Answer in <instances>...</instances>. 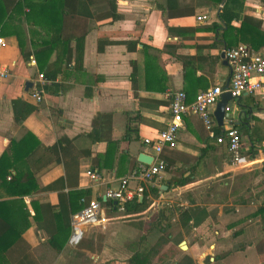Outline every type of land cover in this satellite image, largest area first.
Segmentation results:
<instances>
[{"label": "crops", "instance_id": "0c3cea01", "mask_svg": "<svg viewBox=\"0 0 264 264\" xmlns=\"http://www.w3.org/2000/svg\"><path fill=\"white\" fill-rule=\"evenodd\" d=\"M202 15L207 20L197 22ZM244 18L259 25L255 51L236 33ZM0 38L6 44L0 63L8 71L0 82V158L6 159V174L0 170V264H143L140 258L149 261L151 249L141 247L146 220L155 205L166 203H175L177 221L195 237L181 241L186 249L180 254L193 264H201L205 245L212 247L213 264H263L264 227L261 216L253 217L264 200L259 93L243 94L221 126L213 118L215 105L209 110L215 135L228 127L239 132L250 166L232 168L225 146L188 115L175 147L161 152L165 170L146 187L143 211L123 213L102 194L137 167L139 155L154 158L142 140L165 129L173 93L181 91L191 102L198 92L225 87V49L245 45L264 54V0H0ZM27 109L16 123L14 114L19 118ZM12 160L15 169L8 166ZM87 171L99 182L92 183ZM179 182L184 185H174ZM90 199L108 221L69 246L70 218ZM246 208L253 209V222L230 236ZM118 211L129 220L111 222ZM163 213L158 218L164 220ZM193 218H200L198 225ZM119 227L116 245L112 235ZM159 244L150 264H158L169 242Z\"/></svg>", "mask_w": 264, "mask_h": 264}, {"label": "built area", "instance_id": "2783aa9c", "mask_svg": "<svg viewBox=\"0 0 264 264\" xmlns=\"http://www.w3.org/2000/svg\"><path fill=\"white\" fill-rule=\"evenodd\" d=\"M205 15L196 18L197 22L206 21ZM5 41L0 38V51L5 47ZM224 60L229 68V78L226 87L212 86L198 92L191 102H186L183 92L178 91L170 96L168 105L169 119L163 131L156 134L154 140L144 138L142 143L149 147L153 153L150 164L139 163L127 176L118 181L114 189H107L103 192L104 201L117 205L122 211L125 203L142 199L146 187L152 184L156 178L165 170V163L160 155L163 148L172 149L175 147L176 135L182 129V117L196 116L203 124L204 130L209 138L214 139L218 145H224L229 155V165L232 168L250 166V158L242 155V142L239 132L228 127L220 134L215 135L212 131V121L210 119V108L213 107L223 93L229 95V101L224 107L225 120L227 113L235 108L237 101L243 94L259 93L264 96V54L254 53L245 45H237L223 51ZM29 62L34 65L30 58ZM8 75L7 69L0 63V82ZM38 79H43L39 74ZM36 102L40 101L37 92L31 94ZM229 122V121H228ZM85 176L92 182L98 183L99 175L93 171H87ZM82 202L81 209L70 218V235L67 241L69 246L75 247L83 239L87 230L104 224L108 221L104 217L100 203L96 199Z\"/></svg>", "mask_w": 264, "mask_h": 264}, {"label": "rangeland", "instance_id": "374dc122", "mask_svg": "<svg viewBox=\"0 0 264 264\" xmlns=\"http://www.w3.org/2000/svg\"><path fill=\"white\" fill-rule=\"evenodd\" d=\"M246 154H247V152H246ZM244 156H246V155H244ZM256 164L257 163H255V165ZM160 210L164 211L163 215L166 218L163 221L159 222L158 215H159ZM177 211H178V207H175V203H173V204L166 203V206L163 205V207H161L159 204L155 205L150 211L151 215H148L149 213L147 214L148 216H151V217L147 218L146 221L149 222L150 225H152V226L156 225V227L158 229V233H156V232L148 233L147 232L148 227H149V225H148V227L144 229L145 235H141V236L146 237V240L142 243L141 247L142 248H151L146 253L147 254L146 258H149V261H153L156 250L158 251L161 249L162 246H160L159 243L167 241V242H169V244L166 246H163V248L161 250L162 253L160 255H158V257H159V260L157 261L158 264H193L191 261L190 262L188 261V260H190L189 258H187L186 256L180 255L181 252H183V251H180L178 249V245L181 241H185V240L187 241V240H189V238L194 239L195 237L192 235L193 233H191L187 228H185L184 226L181 227V222L177 221L178 219L181 221V218H178V216H176L178 214ZM252 212H254L252 208L250 210L248 208H246L245 213L241 212V217L242 216L243 217L239 218L237 221H235V223L238 225L240 224V226L239 227L237 226V230H235V229H234V231L230 230L228 232L230 234V236L233 235L234 233H241L240 231H242V229L244 227L250 225L253 222V218H251V216H250V214ZM121 216H122V212H119V211L115 212L110 217L116 218V219L112 220L111 222L120 223V222H123L125 220H129L128 218H123ZM132 218L136 219L139 217H132ZM132 218H130V219H132ZM109 230H112V229H109ZM114 230L115 231L113 232L114 235H112V238L114 239V242L117 245V244H120V240L118 239V237H119V234L121 233V229L119 227V228H116ZM220 231H221V229H220ZM182 234H184V236H182ZM136 235H139V233H137ZM223 236L224 237H222V238L226 237V235H223ZM147 237H150V239L147 240ZM234 246H239V247L241 246V248H242L243 245L236 243ZM262 246H263V250H262L261 255L263 257V264H264V243H262ZM204 249H205L204 254H202V256L199 259L201 261V264H213L212 259L214 258V256L208 255V252H212V247L209 248L208 245H205ZM140 253H142V252H140ZM161 256L165 260L162 259Z\"/></svg>", "mask_w": 264, "mask_h": 264}, {"label": "trees", "instance_id": "16d2710c", "mask_svg": "<svg viewBox=\"0 0 264 264\" xmlns=\"http://www.w3.org/2000/svg\"><path fill=\"white\" fill-rule=\"evenodd\" d=\"M213 2V0H211ZM222 0H214V3H220ZM234 1H242V0H234ZM65 2V0H64ZM67 2V0H66ZM219 19L221 18V14L219 13L218 16H217ZM249 22V23H247ZM241 30H238L236 31L237 34H239V39L242 43L248 45V47H250L252 50H257L258 49V46L256 45L257 43L255 42V39H254V35L253 33L256 34L257 30L259 29V25L258 23H251L249 20H247L246 18H244L242 20V23H241ZM243 29H246L248 30V33H244V30ZM252 30V33H250V31ZM16 101V100H15ZM15 101L12 102V107H14L15 105ZM31 109H27L22 116H20L19 118L16 117V115L14 114V120L16 121V123H20L24 117H26V115H28L30 113ZM261 145V142H259L258 146ZM10 151L12 152L14 150V147L13 145L11 144L10 145ZM15 151V150H14ZM256 153V151L252 148L249 149V156H253L254 154ZM2 158V159H1ZM0 158V170H3V175L6 174V168L4 169L2 167L4 161L6 160L4 156H2ZM13 162L14 160H12V163L8 166L10 167H13ZM8 169V168H7ZM13 169H15L13 167ZM14 182L19 183V177L16 175L15 177L12 178ZM175 186H183L184 185V182H179L178 184H174ZM26 192L24 191H21V194H25ZM262 193H264V191H262ZM144 198L142 197V200L140 202H138L137 200L135 201H131V202H128V203H125L123 204L122 206V212L123 213H126V214H133V213H138V212H141L143 211L144 209ZM110 206H113L111 203H110ZM116 209L118 208L117 205H115ZM261 216V223H262V226L264 227V200L261 204V206L255 211L253 217L255 216ZM159 222L162 221L163 219L161 217L158 218ZM187 220V219H186ZM200 218H193V221H192V225L195 226V225H198L199 224V221ZM156 229V230H155ZM161 230V229H160ZM159 230V231H160ZM148 233H151V232H156L158 233V229L155 226H152V225H149L148 227ZM0 242H1V239H0ZM82 241H80V243L78 245L81 244ZM77 245V246H78ZM2 247V244L0 243V248ZM3 248V247H2ZM137 257H142L140 256L139 254H134V258ZM141 259V262L143 264H150L149 261L145 260L144 257L140 258ZM263 260V259H262ZM190 262V260H188Z\"/></svg>", "mask_w": 264, "mask_h": 264}, {"label": "water", "instance_id": "95a60500", "mask_svg": "<svg viewBox=\"0 0 264 264\" xmlns=\"http://www.w3.org/2000/svg\"><path fill=\"white\" fill-rule=\"evenodd\" d=\"M228 101H229V95L227 93H223L220 96L218 102L215 104V108H214V112H213V118H214L217 126H221V124H222V118L224 115V107L226 106ZM151 160H152L151 157L149 158V157L144 156V155H139V157L137 158V162L144 164V165L150 164ZM178 248L180 250L184 251L186 249L184 242L179 243Z\"/></svg>", "mask_w": 264, "mask_h": 264}, {"label": "bare ground", "instance_id": "6f19581e", "mask_svg": "<svg viewBox=\"0 0 264 264\" xmlns=\"http://www.w3.org/2000/svg\"><path fill=\"white\" fill-rule=\"evenodd\" d=\"M104 226V224H99L98 227Z\"/></svg>", "mask_w": 264, "mask_h": 264}]
</instances>
